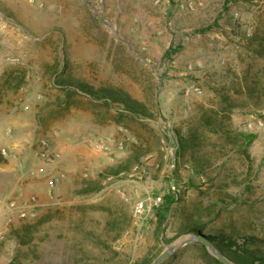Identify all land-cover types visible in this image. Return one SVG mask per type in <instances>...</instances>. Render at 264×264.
Instances as JSON below:
<instances>
[{"label":"rangeland","instance_id":"374dc122","mask_svg":"<svg viewBox=\"0 0 264 264\" xmlns=\"http://www.w3.org/2000/svg\"><path fill=\"white\" fill-rule=\"evenodd\" d=\"M175 4L0 0V201L38 203L0 215V264H149L190 217L264 248V0ZM40 139L62 155L52 198L26 172ZM160 264L215 263L189 243Z\"/></svg>","mask_w":264,"mask_h":264},{"label":"trees","instance_id":"16d2710c","mask_svg":"<svg viewBox=\"0 0 264 264\" xmlns=\"http://www.w3.org/2000/svg\"><path fill=\"white\" fill-rule=\"evenodd\" d=\"M84 90V89H83ZM90 96L93 98H97L92 91H86ZM104 98L107 100L108 96L106 97L103 95ZM110 96V94H109ZM107 102V101H106ZM125 107L129 110L131 114H139L138 112H143L146 113L145 107L139 103L138 101L135 100H128L125 101L123 100ZM140 106L142 109L140 110ZM206 123H210V119L207 120ZM241 137L243 138V144L244 146H248L251 141L253 140L252 134L249 133H240ZM180 139V144L181 148L185 147V144H187V141L184 137L179 138ZM194 140V139H193ZM99 187H96L95 189H98ZM84 190V189H83ZM91 190V188L87 189ZM176 201V197L169 193L167 194L160 206L161 210V215H160V221L158 224V227L160 228L161 223L166 217V213L170 209V205ZM189 223L184 227L185 232H192L194 234H200L204 236L207 240H209L211 243H213L222 253L223 255L232 261L235 264H264V248L259 247L254 245L253 247L252 244H255L254 238L252 237H245V238H238V237H232V236H226L223 234H218V235H210V233H201L199 230L202 229V223L200 224L199 220L196 219L195 217H190L188 218ZM210 232V231H208ZM191 244H199L200 248L202 249L203 254L211 259L215 264H222L218 259L213 257L208 253V251L205 249V246L202 243L198 242H192ZM264 245V244H263ZM264 247V246H263ZM134 264H141L138 262H135Z\"/></svg>","mask_w":264,"mask_h":264},{"label":"built area","instance_id":"2783aa9c","mask_svg":"<svg viewBox=\"0 0 264 264\" xmlns=\"http://www.w3.org/2000/svg\"><path fill=\"white\" fill-rule=\"evenodd\" d=\"M158 1L159 0H156V2ZM206 1L207 0H176L175 5L180 10L191 12L203 8L206 5ZM1 154L3 156H9L10 153L7 149L2 148ZM35 154L37 155L36 157H40V159L43 161L39 160L40 164L27 169V174L33 177H36L37 175H43L45 173L43 164L47 165L53 163L60 158V153L53 150L46 139L39 140V149ZM60 176L61 173L54 174L47 172V174H45V187L48 197H53L54 188ZM19 197L20 194L8 199L5 202L0 201V215L6 217L8 221H10L13 216L19 220H25L35 216L36 214V207L38 206L36 197L34 195H29V197L25 199H19ZM160 202L161 198L157 196L151 199L149 202L150 205L148 206H158ZM145 207V203H138L136 205V212H141L145 209Z\"/></svg>","mask_w":264,"mask_h":264},{"label":"water","instance_id":"95a60500","mask_svg":"<svg viewBox=\"0 0 264 264\" xmlns=\"http://www.w3.org/2000/svg\"><path fill=\"white\" fill-rule=\"evenodd\" d=\"M192 242L202 243L208 253L218 259L222 264H235L229 259H227L213 243H211L209 240H207L204 236L200 234L189 235L188 237L180 239L178 242L167 246L163 249L161 253H159L154 259H152L149 264H160L178 248Z\"/></svg>","mask_w":264,"mask_h":264},{"label":"crops","instance_id":"0c3cea01","mask_svg":"<svg viewBox=\"0 0 264 264\" xmlns=\"http://www.w3.org/2000/svg\"><path fill=\"white\" fill-rule=\"evenodd\" d=\"M92 145H93V147H92ZM90 147H92V150H90V151H93V150H97V149H100L99 148V146H96L97 144H95V143H93ZM53 150H55L54 148H52ZM80 150V152L82 153V152H85V153H88L87 152V150L85 149V148H81V149H79ZM56 151V150H55ZM36 153V152H35ZM11 155H9V157H10ZM37 155L35 154V159L37 160V164H40L39 163V160H41V161H43L42 159H40V157H36ZM60 156H62V155H60ZM12 157L14 158V156L12 155ZM14 160H17V157H15V159ZM59 161V159L58 160H56V161H54L53 163H50V164H47V165H44L43 163V167H44V171H45V173L44 174H47V169H51V167L55 164V163H57ZM52 172V171H51ZM63 175L64 174H62L61 173V176L59 177L60 179L61 178H63ZM60 179H58V180H60Z\"/></svg>","mask_w":264,"mask_h":264}]
</instances>
